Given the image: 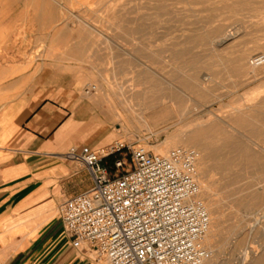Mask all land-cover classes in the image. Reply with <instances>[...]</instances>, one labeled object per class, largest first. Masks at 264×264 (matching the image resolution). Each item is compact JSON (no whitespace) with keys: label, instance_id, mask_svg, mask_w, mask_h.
Instances as JSON below:
<instances>
[{"label":"rangeland","instance_id":"obj_1","mask_svg":"<svg viewBox=\"0 0 264 264\" xmlns=\"http://www.w3.org/2000/svg\"><path fill=\"white\" fill-rule=\"evenodd\" d=\"M1 21L13 23L0 30L16 47L13 73L81 70L112 143L196 149L204 264H264V63H251L264 56V0H0ZM154 102L167 108L154 115ZM75 247L78 260L106 264Z\"/></svg>","mask_w":264,"mask_h":264},{"label":"crops","instance_id":"obj_2","mask_svg":"<svg viewBox=\"0 0 264 264\" xmlns=\"http://www.w3.org/2000/svg\"><path fill=\"white\" fill-rule=\"evenodd\" d=\"M12 25L1 21L0 30ZM1 45L8 52L0 53V264H87L59 208L93 182L65 155L72 147H107L115 132L84 92L79 68L53 62L19 75L16 47L0 38Z\"/></svg>","mask_w":264,"mask_h":264},{"label":"built area","instance_id":"obj_3","mask_svg":"<svg viewBox=\"0 0 264 264\" xmlns=\"http://www.w3.org/2000/svg\"><path fill=\"white\" fill-rule=\"evenodd\" d=\"M252 65L264 63L255 56ZM87 86L86 94L95 91ZM92 187L60 208L75 246L86 243L106 264H204L210 215L200 198L199 154L176 147L159 154L136 142L95 150L72 147Z\"/></svg>","mask_w":264,"mask_h":264},{"label":"bare ground","instance_id":"obj_4","mask_svg":"<svg viewBox=\"0 0 264 264\" xmlns=\"http://www.w3.org/2000/svg\"><path fill=\"white\" fill-rule=\"evenodd\" d=\"M236 32V31H235ZM233 35V34H232ZM229 36H230V34L229 35H226L225 37H223L221 40V42H225V41H227L228 40V38H229ZM218 44V43H217ZM149 87V86H148ZM150 88H151V86H150ZM162 89V88H161ZM158 91H160V90H158ZM163 92V91H162ZM165 93V92H164ZM170 95V94H169ZM164 96V95H163ZM159 97V96H158ZM169 97V96H168ZM181 98V97H180ZM174 99V96H171V98H170V101L171 100H173ZM183 99V98H182ZM159 101V100H158ZM153 102V101H152ZM178 103V102H177ZM182 104V103H181ZM189 104V103H188ZM188 104H187V107H188ZM185 105V104H184ZM179 106V105H178ZM201 106V105H200ZM165 108H167V106L166 105H164V106H161L158 102L157 103H151V105L149 106V109H151L152 111H153V114L154 115H157V114H159V112H161V111H164V109ZM179 108H180V106H179ZM189 110H190V108H188ZM191 110H192V108H191ZM185 112H189L188 110H186ZM156 113V114H155ZM216 116V115H215ZM183 134V132L181 131V133H178L177 134V136H180V135H182ZM219 140V142H221L222 144H224V145H227V147L229 148V149H232L233 148V146L234 145H239L238 143H235V142H231L229 139H227V138H218ZM158 146V145H157ZM153 147V146H152ZM159 147V146H158ZM237 147V146H236ZM157 148V147H156ZM155 149V148H154ZM158 151V150H157ZM234 151V150H233ZM242 151H244L245 152V150H243L242 149ZM160 152V151H159ZM236 154V153H235ZM234 154V155H235ZM201 184H202V182H201ZM206 207V206H205ZM208 209V208H207ZM210 229V228H209ZM208 233V232H207ZM207 235V234H206ZM205 235V236H206ZM204 236V237H205ZM204 239V238H203Z\"/></svg>","mask_w":264,"mask_h":264}]
</instances>
